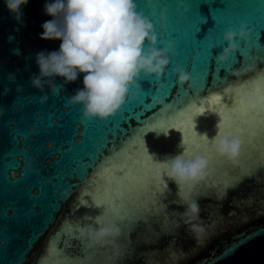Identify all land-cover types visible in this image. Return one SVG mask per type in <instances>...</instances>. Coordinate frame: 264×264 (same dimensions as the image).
Returning <instances> with one entry per match:
<instances>
[{"label": "water", "instance_id": "95a60500", "mask_svg": "<svg viewBox=\"0 0 264 264\" xmlns=\"http://www.w3.org/2000/svg\"><path fill=\"white\" fill-rule=\"evenodd\" d=\"M46 2L28 0L17 20L0 0V264H264V0H134L169 65L87 121L67 103L83 73L54 78L55 93L31 83L36 54L60 43L40 36ZM240 25L248 35L218 63L224 30ZM177 64L190 74L183 84ZM218 121L241 138L233 160L203 147ZM182 149L207 156L204 181L178 187L154 167ZM184 197L198 205L194 219ZM99 215L120 227L115 246L88 245Z\"/></svg>", "mask_w": 264, "mask_h": 264}, {"label": "clouds", "instance_id": "9594fccd", "mask_svg": "<svg viewBox=\"0 0 264 264\" xmlns=\"http://www.w3.org/2000/svg\"><path fill=\"white\" fill-rule=\"evenodd\" d=\"M3 3L19 20L28 0H3ZM44 10L51 18L43 21L40 36L42 39H59L60 43L58 49L36 54L38 74L31 78V83L41 90L47 83L55 93L59 88L53 83L54 78L60 77L67 83L83 73L82 87L68 98L67 103L80 104L85 121L104 119L113 114L130 91L139 87L140 79L159 78L169 65L168 48L156 46L153 26L136 10L134 0H47ZM247 35L244 25L225 29L222 39L227 43L216 56L217 62H226L237 48L235 40ZM171 71L178 83L190 79V74L180 64ZM45 99L47 96L42 95L41 100ZM217 127L220 130L214 136L208 138L204 133V138L217 156L235 159L241 149L240 136L226 131L219 121ZM157 163L178 187L196 185L207 175V156L189 155L187 149L166 154ZM180 202L186 205L183 216L194 219L198 212L196 201L184 197ZM196 227L192 225V228ZM84 235L91 247L115 246L121 229L109 217L99 215Z\"/></svg>", "mask_w": 264, "mask_h": 264}, {"label": "snow or ice", "instance_id": "6c2138e0", "mask_svg": "<svg viewBox=\"0 0 264 264\" xmlns=\"http://www.w3.org/2000/svg\"><path fill=\"white\" fill-rule=\"evenodd\" d=\"M225 19H226V20H230V18H225ZM254 40H255V38H254ZM214 45H215V44H212V45L207 49L209 55H211V53H210V49H211ZM252 46H253V43H252L251 41L247 42V43L244 45V47H242L241 52L244 53V54H246V55H250V50H251ZM234 112H235L234 109H228V110H224V111H222V116H223V118H224V119H223V123H224L228 128H232V127L235 126V116H234ZM195 136H196V134L193 132V133H192V137H191V139H192V140H195ZM200 139L204 141V143H203V147L205 148V150H207V149L210 147L209 142H208L205 138H203V137H201ZM198 146H199V145H198ZM154 167L157 168V169L162 170V166H161V165H155Z\"/></svg>", "mask_w": 264, "mask_h": 264}]
</instances>
